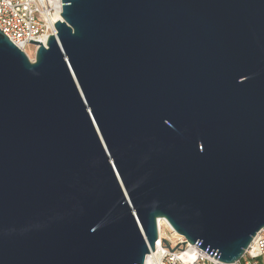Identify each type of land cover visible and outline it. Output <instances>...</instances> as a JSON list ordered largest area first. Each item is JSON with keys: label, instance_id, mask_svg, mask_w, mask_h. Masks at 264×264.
<instances>
[{"label": "water", "instance_id": "1", "mask_svg": "<svg viewBox=\"0 0 264 264\" xmlns=\"http://www.w3.org/2000/svg\"><path fill=\"white\" fill-rule=\"evenodd\" d=\"M34 60L0 30V264H144L158 221L234 263L264 229V0H62Z\"/></svg>", "mask_w": 264, "mask_h": 264}, {"label": "built area", "instance_id": "2", "mask_svg": "<svg viewBox=\"0 0 264 264\" xmlns=\"http://www.w3.org/2000/svg\"><path fill=\"white\" fill-rule=\"evenodd\" d=\"M62 11V0H0V30L33 61L26 50L32 45L30 40L47 45L49 37L56 34L55 24L61 20ZM38 49L36 46L35 54ZM158 229L155 250L146 256L144 264H264V229L234 263L213 259L168 223L162 228L158 223Z\"/></svg>", "mask_w": 264, "mask_h": 264}, {"label": "rangeland", "instance_id": "3", "mask_svg": "<svg viewBox=\"0 0 264 264\" xmlns=\"http://www.w3.org/2000/svg\"><path fill=\"white\" fill-rule=\"evenodd\" d=\"M26 50H27V53L30 55V57H32V58L35 57L36 46L29 45Z\"/></svg>", "mask_w": 264, "mask_h": 264}, {"label": "bare ground", "instance_id": "4", "mask_svg": "<svg viewBox=\"0 0 264 264\" xmlns=\"http://www.w3.org/2000/svg\"><path fill=\"white\" fill-rule=\"evenodd\" d=\"M60 19H61V16L59 17V20H60ZM158 223H159V225L161 226V228H162V225H163L164 223L167 224L166 220H164V219H159Z\"/></svg>", "mask_w": 264, "mask_h": 264}]
</instances>
